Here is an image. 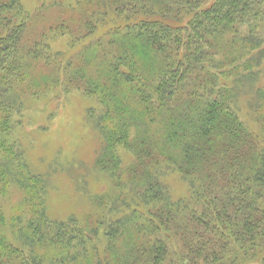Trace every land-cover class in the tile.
<instances>
[{"label":"trees","instance_id":"trees-1","mask_svg":"<svg viewBox=\"0 0 264 264\" xmlns=\"http://www.w3.org/2000/svg\"><path fill=\"white\" fill-rule=\"evenodd\" d=\"M48 6L69 15L50 30L78 24L64 60L44 36L27 46L31 13L0 0V264H264V0ZM73 85L98 103L97 164L115 185L91 193L94 212L54 219L16 128L27 98Z\"/></svg>","mask_w":264,"mask_h":264},{"label":"rangeland","instance_id":"rangeland-1","mask_svg":"<svg viewBox=\"0 0 264 264\" xmlns=\"http://www.w3.org/2000/svg\"><path fill=\"white\" fill-rule=\"evenodd\" d=\"M22 1L32 16L25 35L27 46L44 36L52 49L60 51L61 60L74 54L72 43L80 36L78 24L68 22L64 32L50 30L51 24L69 15L56 7L49 8L52 0ZM24 102L23 124L17 126L16 135L26 148L30 170L46 179L50 216L64 219L73 213L81 216L94 212L91 193L114 191L115 185L112 175L97 164L104 140L89 114L91 106L98 107L94 96L73 85L63 94L42 93ZM166 180L174 196L187 191L188 183L172 166L167 169ZM23 198L24 189L12 184L4 197L6 212L10 215Z\"/></svg>","mask_w":264,"mask_h":264}]
</instances>
